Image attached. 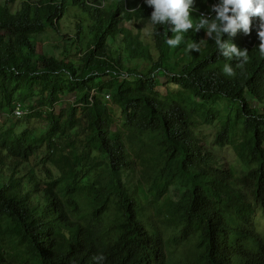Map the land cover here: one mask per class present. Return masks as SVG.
<instances>
[{"label": "trees", "instance_id": "obj_1", "mask_svg": "<svg viewBox=\"0 0 264 264\" xmlns=\"http://www.w3.org/2000/svg\"><path fill=\"white\" fill-rule=\"evenodd\" d=\"M215 2L196 0L194 19ZM77 10L75 38L89 36L79 58L39 54L38 38ZM151 11L143 0H0V264H264L260 21L223 36L248 49L240 68L204 29L175 49L166 25L146 35ZM193 41L199 53L186 51ZM17 102L24 115L8 123ZM216 120L215 144L236 164L204 149L201 121ZM37 159L58 174L35 173Z\"/></svg>", "mask_w": 264, "mask_h": 264}, {"label": "clouds", "instance_id": "obj_2", "mask_svg": "<svg viewBox=\"0 0 264 264\" xmlns=\"http://www.w3.org/2000/svg\"><path fill=\"white\" fill-rule=\"evenodd\" d=\"M143 3L152 9L148 24L153 27L146 31V35L153 34L154 26L166 25L168 31L174 35L167 38L165 43L175 49L184 42L185 33L204 29L207 37L214 40L220 55L229 60L236 59L240 68H243L249 59L248 49L238 47L223 39V36L227 34L234 37L241 30L246 35L251 34L252 18H258V47L260 55L264 56V0H216L210 5L209 14L201 13L196 19L193 17L196 0H143ZM186 51L199 53L200 43H187ZM222 71L228 76L235 75L230 64H225ZM95 259L103 261L105 257L101 254Z\"/></svg>", "mask_w": 264, "mask_h": 264}, {"label": "rangeland", "instance_id": "obj_3", "mask_svg": "<svg viewBox=\"0 0 264 264\" xmlns=\"http://www.w3.org/2000/svg\"><path fill=\"white\" fill-rule=\"evenodd\" d=\"M32 1H34V0H32ZM80 11L77 10L76 15H73V14L67 15L65 20L62 22V31L60 34H51V35L44 34V35H41L38 38V42H37V46H36L37 52L39 54L56 55V56L60 55V57L63 59L69 58L70 60L76 61L80 56V53H81L80 49L85 50L87 48V44L89 41V36L86 37L84 34L81 36L82 38L80 40V43L75 38V36L77 34V30H76L77 25L83 24L82 15L81 16L79 15ZM64 43L67 44L66 47L71 48L70 51L64 50V47H62ZM77 48H79L78 51H77ZM136 61L137 60H135V62ZM135 62H134V59L131 56H129V63L133 68L139 69V70L144 71V72H147V70H149V65L146 62L140 61L139 63H137V65L135 64ZM159 73H156L157 76H160ZM109 83H115V81L112 80ZM159 90H160V99H161V102L163 104V102L166 99H168L167 92H166L167 88L164 85H160ZM106 91L107 90L104 91L105 96L107 94ZM40 98L41 97H36V101H39ZM198 100H200V99H198ZM223 105H224V107H229V109L225 113H228L231 109L232 117H234L233 111H235L237 106H234L231 101H225ZM256 106L258 107L257 104H256ZM107 110L109 111V109H107ZM5 117H7L8 123H16L19 120L14 115H12L11 117L5 115ZM108 118H109L108 119L109 125L110 126H112L113 124L115 125V123H114L115 120H113L111 114L109 115ZM4 119L5 118L0 119L2 121V123H3V121H5ZM2 123H0V127L2 126ZM120 123L121 122L119 121V118H118L116 120L115 126L117 128H121ZM201 123H202V133L205 136L206 141H207V144L205 145L204 149L206 152L209 151L210 153L215 154V159H214L215 162L214 163H217L219 166L224 165L225 163H228V161H230V164L231 163L236 164V160L233 159L234 155H233L232 151H227L225 148H221L215 144L216 133H217L218 128H219L218 123H220V122L218 120H216L215 122H212V124L211 123L205 124L203 121H201ZM34 124H37V123L34 122ZM9 126H10V124H6L4 126V128H8ZM45 128L46 129L49 128V125L47 123L43 124L42 130ZM120 131H121V129H120ZM37 160L38 161H35V160L32 161L31 165H29V168H32L35 171V173L42 174V176L45 177V172L47 171L46 169H48L49 171L52 172L53 175L58 174L55 167H52L50 164H48L46 162H44L46 164L41 163L42 161L40 159H37ZM182 191H183L182 189L179 191V195H182ZM172 199H173V201H177L178 196L172 197ZM181 254H184L182 249H180V251L178 252L176 257H181Z\"/></svg>", "mask_w": 264, "mask_h": 264}, {"label": "built area", "instance_id": "obj_4", "mask_svg": "<svg viewBox=\"0 0 264 264\" xmlns=\"http://www.w3.org/2000/svg\"><path fill=\"white\" fill-rule=\"evenodd\" d=\"M23 106L21 104V102H17L15 108H14V113L17 115L16 118H20L24 115V111H23Z\"/></svg>", "mask_w": 264, "mask_h": 264}, {"label": "bare ground", "instance_id": "obj_5", "mask_svg": "<svg viewBox=\"0 0 264 264\" xmlns=\"http://www.w3.org/2000/svg\"><path fill=\"white\" fill-rule=\"evenodd\" d=\"M16 115V114H15ZM17 116V115H16Z\"/></svg>", "mask_w": 264, "mask_h": 264}]
</instances>
